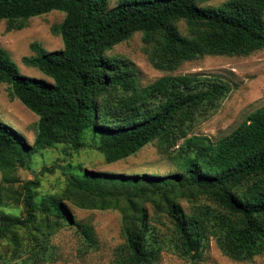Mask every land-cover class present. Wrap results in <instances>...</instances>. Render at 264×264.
<instances>
[{
	"label": "trees",
	"instance_id": "1",
	"mask_svg": "<svg viewBox=\"0 0 264 264\" xmlns=\"http://www.w3.org/2000/svg\"><path fill=\"white\" fill-rule=\"evenodd\" d=\"M203 1L207 0H119L109 7L108 0H0V19L6 20L8 28L20 29L28 18L51 10L65 14L51 27L52 33L61 35L63 47L48 51L33 41L30 47L35 53L23 57L26 65L52 81L20 74L10 53L0 46V82L7 83L10 95L38 116L36 144L62 136L70 146L78 147L82 131L92 128L99 132L97 148L108 163L135 153L156 137L174 145L196 112L215 108L230 92L229 83L215 75L179 73L139 86L133 61L104 53L135 32L142 33L143 50L152 65L166 70L204 54L246 55L264 48V0L198 5ZM178 21L185 23L188 35L179 31ZM24 143L0 119V169L4 173L19 158L18 149ZM177 151L182 155L178 153L181 171L171 175L93 170L70 175L68 187L79 195L73 201L82 208L120 211L125 239L122 264H153L159 258L161 241L137 201L147 193L167 195L162 185L207 194L227 212L215 213L214 222H208L186 216L171 200L167 213L180 256L200 259L208 234L233 259L248 260L262 253L264 104L218 140L192 136ZM42 170L50 169L44 166ZM38 184V177L24 184V220L0 210V236L7 235L11 226L35 223L34 211L40 209L42 231L32 247L43 255L45 238L64 223L72 225L87 246H96L93 226L74 219L60 197L33 200Z\"/></svg>",
	"mask_w": 264,
	"mask_h": 264
},
{
	"label": "rangeland",
	"instance_id": "2",
	"mask_svg": "<svg viewBox=\"0 0 264 264\" xmlns=\"http://www.w3.org/2000/svg\"><path fill=\"white\" fill-rule=\"evenodd\" d=\"M118 1L108 0V6L112 7ZM224 1L207 0L198 5L216 6ZM64 15L62 11L51 10L28 18L20 29L8 28L6 20L0 19V46L10 53L20 74L52 81L36 67L26 65L23 57L35 53L30 47L33 41L39 42L48 51L63 47L61 35L52 33L51 27L60 23ZM177 27L182 34H189L183 21H178ZM143 48L142 33L135 32L104 54L133 61L139 86H145L163 75L190 73L218 76L229 83L231 90L215 108L196 112L186 122L184 132L179 133L184 135L174 145L170 144V140L163 141L156 137L135 153L109 163L97 148L99 132L92 128L82 131L78 147L70 146L62 136L50 139L43 145L36 144L38 116L10 95L7 83L0 82V119L12 126L25 142L18 149L19 158L12 161L7 171L4 173L0 169V210L8 216L24 220V184L38 177L39 184L33 188L36 193L33 200L39 202L46 195L60 197L72 217L90 223L97 237L96 246L89 247L72 225L64 223L45 238L46 250L43 255L40 249H34L36 246L32 247L42 231L39 224L42 211L37 209L33 217L35 223L11 226L7 235L0 236V264H122L125 239L120 211L116 208L79 207L73 201L79 195L68 187V176H81L86 170L123 175L165 176L179 173L181 154L177 149L186 138L205 136L214 142L229 134L248 113L264 104V48L246 55L204 54L182 61L172 70L153 66ZM44 166L50 170L43 171ZM162 188L168 190L167 195L157 191L155 194L147 193L146 197L137 201L162 244L159 258L153 264H264V251L252 259L236 260L222 252L211 234L203 241L200 259L193 261L180 256L175 249L173 222L167 213L171 200L186 216L202 217L209 219L208 222H214L215 213L227 212L202 192L190 191L178 185L173 190L169 185H162Z\"/></svg>",
	"mask_w": 264,
	"mask_h": 264
}]
</instances>
